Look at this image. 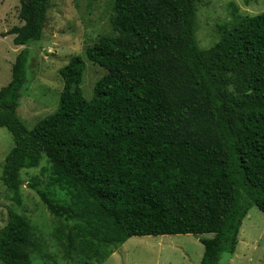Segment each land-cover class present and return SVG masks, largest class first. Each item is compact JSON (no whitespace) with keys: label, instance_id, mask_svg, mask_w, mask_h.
<instances>
[{"label":"trees","instance_id":"trees-1","mask_svg":"<svg viewBox=\"0 0 264 264\" xmlns=\"http://www.w3.org/2000/svg\"><path fill=\"white\" fill-rule=\"evenodd\" d=\"M49 8L50 0H20L24 23L9 31L16 45L42 39ZM114 8V33L85 50L107 70L92 98L81 87L85 60L73 55L59 70L58 107L27 127L18 108L28 47L0 89V126L15 141L1 175L14 203L0 228V264H35L31 254L42 250L19 207L20 172L44 154L48 188L71 195L64 204L38 190L62 219L54 234L67 258L75 251L103 264L133 236L195 234L199 264H218L236 250L242 195L264 213V11L218 23L219 40L202 48L196 0H115Z\"/></svg>","mask_w":264,"mask_h":264},{"label":"rangeland","instance_id":"rangeland-1","mask_svg":"<svg viewBox=\"0 0 264 264\" xmlns=\"http://www.w3.org/2000/svg\"><path fill=\"white\" fill-rule=\"evenodd\" d=\"M114 1L50 0L42 39L30 45H16L15 35L9 31L24 23L20 18V0H0V89L12 78L18 53L25 47L30 50L26 88L18 108V116L27 127L33 128L58 107L64 87L59 70L73 55H82L85 60L81 87L85 97L92 98L96 81L107 70L90 61L85 50L101 35L114 33L110 22L115 12ZM196 3V36L202 48H210L219 40L218 23L234 21L236 15H255L264 11V0H196ZM14 144L12 133L0 126V228L6 224L8 207L14 203L1 179L6 155ZM51 171L52 161L44 154L39 166L20 172L24 184L21 186L23 204L19 210L32 223L36 241L42 248L32 252L33 263L100 264L95 259L86 262L85 257L75 251L67 258L56 238L54 233L63 224L62 219L47 208L38 190L48 192L64 204L69 203L71 195L58 186L48 188ZM241 203L247 214L236 250L224 252L218 264H264V213L244 195ZM203 252L204 244L195 234L133 236L119 245L115 254L103 264H199Z\"/></svg>","mask_w":264,"mask_h":264},{"label":"crops","instance_id":"crops-1","mask_svg":"<svg viewBox=\"0 0 264 264\" xmlns=\"http://www.w3.org/2000/svg\"><path fill=\"white\" fill-rule=\"evenodd\" d=\"M203 253H204V252H203ZM114 254H115V251L111 254L110 257H112ZM202 256H203V255H202ZM110 257H109V258H110ZM107 260H108V259H107ZM107 260H106V261H107ZM106 261H105V262H106Z\"/></svg>","mask_w":264,"mask_h":264}]
</instances>
